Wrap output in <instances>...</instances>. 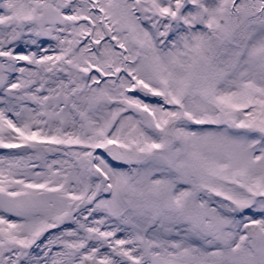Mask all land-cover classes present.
<instances>
[{
  "label": "snow or ice",
  "instance_id": "6c2138e0",
  "mask_svg": "<svg viewBox=\"0 0 264 264\" xmlns=\"http://www.w3.org/2000/svg\"><path fill=\"white\" fill-rule=\"evenodd\" d=\"M0 264H264V0H0Z\"/></svg>",
  "mask_w": 264,
  "mask_h": 264
}]
</instances>
